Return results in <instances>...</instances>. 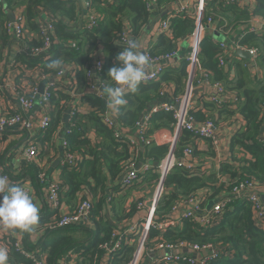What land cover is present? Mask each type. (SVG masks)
<instances>
[{
    "label": "trees",
    "instance_id": "16d2710c",
    "mask_svg": "<svg viewBox=\"0 0 264 264\" xmlns=\"http://www.w3.org/2000/svg\"><path fill=\"white\" fill-rule=\"evenodd\" d=\"M80 1L4 0L0 2V51L7 46L9 40L7 32L9 20L6 11L21 9V14L26 21V30L36 32L37 36V40L30 39L28 44L37 46L40 45L39 37H41L38 34L37 10L43 9L49 13L51 19L52 29L49 35L57 42L52 45L51 55L42 57L44 59L46 57V60L26 58L23 55H18L15 59L27 68L41 69L42 74L46 75L56 71L48 67L55 59H60L62 64L74 63L78 66L75 82L77 90L79 86L86 87L85 72L92 63L89 55L97 46H101L105 54L100 80L105 86H112L108 71L113 66H117L116 57L127 46L121 41L124 28H128L131 39L136 41L143 30L147 29L159 15L165 13L166 5L174 0H156L154 6L157 13L147 7V0H115L113 4L106 0H85L90 9L101 14L100 19H96L93 29L68 25L67 21L77 20L79 17ZM254 1L255 6L249 11L246 7L240 9L235 2L227 5L222 0H212L203 10L201 21L203 25H206L207 18L211 16L213 20L220 22L219 27H222L225 25L223 18L228 20L232 17L233 20L235 19V24L240 21L244 23L251 16L264 18V0ZM194 29L195 20L188 15L182 14L175 17L170 26V36L158 35L156 45L148 53L152 56H162L175 51L177 42L192 34ZM72 42L75 43L76 48L68 45ZM238 44L245 49H256V67L259 69V74L262 72L263 77L257 78L252 75L251 79L249 70L243 65V62L244 64L247 62L243 57L239 58L240 62H235L233 66L234 53L230 57L227 55L225 61L227 66L222 68L218 63V57L223 54V49L220 43L213 41L211 36L205 34L197 55L200 67L211 73V82L221 85L228 96L236 97V103L217 106L201 97L203 108L200 110L192 108L188 111L197 122L210 120L216 125L233 123V117L236 115L242 117L244 124L234 133L229 144V155L236 166L221 163L217 171L208 172L207 170L204 173L189 172L184 167H172L163 180V193L154 210L155 221L166 220L178 203L196 195L203 194L199 206L210 207L219 199L221 193L231 191L235 184L232 182L235 179L236 182L245 181L264 185V145L259 141V135L264 126V35L244 34ZM186 65L187 62L181 60L177 68L167 67L157 81L141 83L137 92L124 94L128 103L120 108L117 121L132 131L149 103L163 99L171 101L183 96L187 81ZM231 67L236 72L234 80L229 79ZM20 78L22 80L23 77H19V82ZM67 99L68 96L63 93H53L50 99L51 122L46 133L39 137L41 145L46 143L48 146L53 134L58 131V126L61 123L64 124L62 122L65 114L63 104ZM80 99L91 108V111L87 113L77 111L72 120L79 125L72 128L69 134L60 133L68 142V151L77 154L79 162L70 167L60 168L59 183L60 191L64 192L65 198L77 199L76 205L69 211L75 209L84 200L91 201V226L48 229L46 225L49 223V216L45 213L46 206L42 201L39 206L40 220L37 227L45 228L44 234L30 248L33 249L37 245L41 251L45 252V264H57L61 259L70 258V253L74 255L75 264H129L135 252L134 243L122 245L118 252L106 257L104 262L102 260L105 251L99 248L100 245L111 241L116 225L132 219L137 211L139 201H134L129 209L124 211L116 206L118 185L115 184V187L107 185L108 180H111L110 183L119 181L122 167L129 158L128 148L116 142L113 132L108 130L101 121L100 115L106 109L107 103L88 93L83 94ZM173 125L174 120L171 114L158 113L153 117L151 127L146 131L145 136L149 138L151 132L158 129H170L173 132ZM89 134H93L94 138H90ZM201 141H204L206 149L203 153L198 151ZM1 142L3 141L0 140ZM187 146L192 148V159L202 155L211 158L213 149L210 142L199 140L186 131L179 133L173 155L181 157ZM168 152V145L151 144L139 151V163L149 160L159 164L166 158ZM157 171L154 169L152 172L145 173L138 183L128 189V194L131 195V192L137 190V187L143 183H150L151 186L153 182L157 184L160 178ZM35 172L36 167L30 164L23 169L22 176L28 174L31 176L38 195L41 186L38 184ZM223 176H228L229 180L223 181ZM210 201L212 204L205 206ZM59 202L61 204V192ZM130 238L135 240L136 235ZM159 242L174 245L180 243L199 246L220 245L232 257H222L208 264H264V230L256 228L251 205L245 197L232 199L226 205L220 223L214 227L201 228L190 219H182L176 228L168 229L162 235L150 229L143 242L145 253L141 260H149L147 251L153 250ZM24 245L27 246V244ZM9 253L11 254L9 260L14 258L19 264H30L14 250H10Z\"/></svg>",
    "mask_w": 264,
    "mask_h": 264
},
{
    "label": "built area",
    "instance_id": "2783aa9c",
    "mask_svg": "<svg viewBox=\"0 0 264 264\" xmlns=\"http://www.w3.org/2000/svg\"><path fill=\"white\" fill-rule=\"evenodd\" d=\"M3 1L4 0H0V2ZM106 1L110 4L115 2V0ZM155 1L156 0H147V7L151 8L155 4ZM176 1L177 0H175L174 3H176ZM210 1L212 0H195L193 7H191V5H185L184 7H180V11L175 15H168L169 13L165 12L164 15H159V17L154 20L155 24L153 27L157 35L164 34L168 37L171 33L170 26L172 20L175 17L186 14L195 20V29L193 33L187 37L190 38V40L186 46L185 55L181 59L187 62V84L185 93L180 98L171 101L167 99L156 100L149 103L145 112L134 125L132 131L122 126L117 121L118 114L114 113L108 106L110 102L102 91L106 86L104 82L100 80L102 61L95 58L85 72V78L87 80L85 91L107 103L106 109L100 115L101 121L108 130L113 132L114 140L126 145L128 148L129 158L122 167L119 181H116L118 189L128 190L131 186L138 183L145 173L152 172L154 169H157V173L160 175L158 182L159 187L152 196L144 219L138 221L136 224L128 225V227L125 228L116 227L112 234L111 241L99 246L101 250L105 251L103 262L106 261V257L118 252L122 245L136 244L137 241L130 238V236L136 235L139 242L135 245V252L129 264H139L142 255L145 253L143 242L150 229H154L162 235L168 229L176 228L182 219H190L201 228L214 227L220 223L226 205L232 199L241 197H245L251 205L256 228L264 230V190L261 189L263 186L245 181L236 182L237 180L232 182V184H235L232 186L230 192L221 193L219 199L208 208L199 206L203 194L196 195L187 201L178 203L172 209L171 215L166 220L160 222L154 220V210L163 193V180L172 167H184L188 169L189 172L196 171L198 173H204L208 170L207 165L197 168L191 162L193 156L190 146L185 148L181 157H173V150L179 133L182 131L189 132L199 140L209 141L215 153L220 151V125H216L210 120L197 122L188 113V111L193 108L190 102L194 91L192 87H195L204 100L214 105L221 106L224 104L236 103V98L228 96V93L221 85L210 81L211 73L203 70L199 64L197 56L199 45L204 37L206 27L214 21L211 16L207 18L206 25H203L201 21L203 10ZM222 1L227 5L230 2H235L239 6L241 5V0ZM80 3L81 13L77 18V25H80L79 28L93 29L96 25V19H100V16L95 13L93 9L88 7V3L85 0H81ZM190 9L194 10L192 11ZM44 11L43 9L37 10L38 34L41 36L39 37L40 45L37 46L28 44L30 38L24 26L25 21L21 14V9H17L14 12V20L7 24V32L9 40L12 41L17 48L18 55H23L26 58H39L41 60H46V57L50 55L53 47L52 45L57 42L49 35L52 29L50 24L51 19L50 17L47 18L43 16ZM247 33L260 35L261 31L259 28L250 26ZM243 35L244 34L237 37L232 49L224 43H220L223 54L218 57V63L222 68L227 66L225 62L227 60V55L230 57L231 54L237 50L247 52L249 59L244 64L246 68H256V49H245L238 44V41ZM129 40H132L130 32L128 28L125 27L121 35V41L127 45ZM68 45L71 48H76L74 42ZM144 54L147 55L151 67L147 69V76L142 84L157 81L167 67H172L171 65H173L174 61L177 62L181 58V56H179L178 47L175 51L162 56H152L146 52ZM43 56H46L45 59L42 58ZM8 61V66L12 67L19 74L26 76L28 81L29 77L32 81H35L36 75H40V77L46 81V84L44 85L42 93H39L38 87L35 84L27 83L22 76L23 79L17 84V87H12L10 89L4 83V76L0 77V140L3 141L0 143V176L7 177L10 183L24 187L34 201V198H37V194L34 184L32 183L33 180L27 179V176H22L23 169L33 164L36 167L35 177L38 180V184L41 186L39 193H41L42 201L46 206L45 213L49 216V223L46 227L48 229L67 226L89 228L91 226V201L89 199L84 200L79 203L75 209L61 213L59 210L60 183L56 180L53 181L49 176L50 169L53 166H58L59 168L64 166L70 167L79 162L77 154H72L68 151L67 140L60 135V133L69 134L72 128L79 125L76 121L72 120L78 109L65 102L63 104V112L68 116L66 123H61L58 126V131L53 134L48 146H46V143L41 145L39 142V137H42L50 126V112L52 110L50 99L55 92H64L63 94L67 95L73 92L76 82V67L73 66V64H62L61 69L46 75L42 74L41 69L27 68L22 63L16 62L14 58H10ZM206 89H210L211 91L206 92ZM129 92L128 89L124 90V94ZM176 104H178L177 108L175 106ZM30 112H34V114L29 116L28 113ZM161 112L171 114L174 120V139L170 144L168 155L159 164L152 163V161L149 160H144L142 163H139V151L152 144L150 138H146L145 136L146 131L150 129L153 117ZM9 131L16 132L20 137V144L15 149H7L2 146L4 143L3 137ZM219 154V157H221L222 154ZM143 207V202L137 203L138 210H142ZM44 230L45 228L40 229L35 225L31 232L37 235L39 239L44 234ZM5 243L6 249L14 250L15 253L21 255L25 260L29 261L30 264H45V252L41 251L37 245H35L33 249H29L20 238H15L13 241L6 240ZM147 252L151 258L150 264H178L183 262L187 264H208L222 257L232 258L230 257L231 255L224 250L223 246L209 244L199 246L196 244L189 245L180 243L174 245L159 242L155 245L153 250H148ZM69 257L70 258L59 260L57 264H75L74 255L70 253Z\"/></svg>",
    "mask_w": 264,
    "mask_h": 264
},
{
    "label": "crops",
    "instance_id": "0c3cea01",
    "mask_svg": "<svg viewBox=\"0 0 264 264\" xmlns=\"http://www.w3.org/2000/svg\"><path fill=\"white\" fill-rule=\"evenodd\" d=\"M175 1V0H174ZM174 1L168 3L166 5L167 10L165 12H168V15H175L180 11V7H184L185 5H191V7H193V4L195 3V0H177L176 3H174ZM255 6V1L254 0H241V5L238 6L240 9H243L244 7H246L247 10L251 11ZM17 9H15L14 11L8 10L12 13V15L14 14V12ZM151 10L154 13L156 12V8L153 5L151 7ZM192 10V9H190ZM194 10V9H193ZM192 10V11H193ZM7 13V11H6ZM7 15V14H6ZM98 15L101 17V14L98 13ZM164 15V14H163ZM14 16V15H13ZM44 17L49 18L50 15L48 12L44 11ZM162 16V15H161ZM223 20L225 21V25L222 27H219V23L218 21H213V23H211L210 25H208L205 29V34L208 36H211L213 41L217 42V43H224L226 46H228L229 48L232 49V46L234 45L235 40L237 39V37H239V35L242 34H248V29L250 26H254L256 28H259L261 31L260 36L264 35V18H262L261 16H251L249 19L246 20V22H238V23H234L235 19L233 20L232 17H229V19H225L223 18ZM25 21V19H24ZM67 21V20H65ZM10 22V21H9ZM69 22V26L71 27H76L79 28L80 25H77V20H71V21H67ZM229 22L231 24H229ZM24 26L26 29V21L24 22ZM28 37L30 39L37 40V36H36V32H33L31 30L27 31ZM204 34V35H205ZM157 33L155 31L154 27H148L147 29L143 30V32L136 38V42L140 45L139 47V51H141L142 53L146 52L148 53V51H150L151 49L154 48V46L156 45L157 42ZM188 37V36H187ZM185 38L182 39L181 41L177 42V47L179 50V56H181V58L176 62L174 61L172 68H177L178 67V63L179 61L182 59V57L185 55V49L186 46L190 40V38ZM103 49L101 46H97L92 53L89 55L90 58V62H93L95 58L101 60L103 62L104 60V54L103 53ZM233 66L235 64V62H240V59H242V57L238 56L236 54V51L233 52ZM51 55V54H50ZM18 54H17V48L14 46V44L12 43V41L8 40V44L7 46H5L2 51H0V77L4 76V83L7 85V87H9L10 89L12 87H17V84L19 83V77L23 76L25 81L29 84H35L39 91L40 89L43 91L44 89V85L46 84V81L43 80L40 75H36V80L32 81V79L29 77V81L27 79L26 76H24L23 74H19L16 70H14L12 67L8 66V59L10 58H14V60L16 62L17 61L15 58H17ZM244 61H248L247 59H244ZM250 61V60H249ZM72 64V63H69ZM172 64V63H171ZM244 65V62H243ZM73 66H75L76 68H78V66L76 64L73 63ZM232 66V67H233ZM230 68V73H229V79L234 80L236 77V72L233 70V68ZM244 67V66H243ZM248 74L250 75V78L252 79L253 76L255 75L257 78L259 77H263L262 76V72L259 74V69L258 67L254 68V69H250L247 68ZM252 73V74H251ZM258 73V74H257ZM21 80V78H20ZM253 81V80H252ZM254 83V82H253ZM187 84V81H186ZM107 87V86H106ZM192 89H194L192 97H191V105L193 106V108L200 110L203 108V101L202 100V96L200 95V93H198V91L195 89V87H192ZM206 92H210V89H206ZM64 93V92H61ZM87 92L85 91L84 86H79V88L76 87L74 88L73 92L70 93L69 95L65 94L68 96V99L66 100V102L70 105L75 106L78 111H80L81 113H87L89 111H91V108L84 102L81 101L80 97L83 94H86ZM233 97V96H232ZM236 98V97H235ZM204 100V99H203ZM34 112H30L28 113L29 116L33 115ZM67 114H64L63 117V123H66V119H67ZM228 124V125H227ZM227 124H220V129H219V152L215 153L214 150L212 151V155L211 158L209 157H205L204 155L202 156H196L197 159H192L191 162L197 167H201L204 165H207L208 167V172L210 171H217L220 164L221 163H230L232 164L234 167L236 166V163L234 161L231 160V157L229 155L230 150H229V144H230V139L231 137L234 135V133L242 127V125L244 124L243 119L241 116L236 115L235 117H233V123H227ZM90 138H94L93 134H89ZM150 140L151 143L153 145L156 146H163V145H168L170 147V144L172 143L173 139H174V133L172 132V130L170 129H158L156 131H152L151 135H150ZM4 143H3V147H6L7 149H15L18 147V145L20 144V137L19 135L14 132V131H9L7 132L6 135H4L3 137ZM259 141L263 143L264 145V126L262 128V131L259 135ZM198 151L203 153L206 151L205 149V144L204 141L200 143V148H198ZM222 154L221 157L220 154ZM173 157H175L173 155ZM178 158V157H175ZM142 163V162H140ZM156 164V163H155ZM104 172H106V170H104ZM59 175H60V168L58 166H53L50 169L49 172V176L52 178V180H56L59 182ZM27 179L31 180V176L26 175ZM223 181H228L229 177L228 176H223L222 177ZM236 180V179H235ZM234 180V181H235ZM111 180L107 181V185L108 186H112L115 187L116 182H111ZM33 183V182H32ZM156 184L153 182L152 186L150 185V183H143L141 186L139 185L137 187V190H134L131 192V195L128 194V190H118V193L115 197V202H116V206L120 207L121 210H126L129 209L130 205L135 201H139V199H142L144 207L142 210H138L136 211V213L134 214V217L132 219H127L121 223H119L118 225H116V227H121V228H125L128 227V225H132V224H136L138 221H142L144 219V217L147 214V208L150 205L151 202V198H150V193L153 190L154 186ZM159 185L157 183L156 187H155V191L156 189H158ZM261 189L264 190V185L263 187H261ZM61 192V204H60V212L64 213L67 210L72 209L76 203H77V199H68L64 197V192ZM59 192V193H60ZM115 195V193L113 194ZM42 202V196L41 193H39L37 195V198H34V203L39 207L40 204ZM212 201L206 203L205 206H210L212 203ZM112 214H110L111 216ZM15 238H20L21 241L24 244H27V248L31 249V247H33V245L36 243L37 241V235H34V233L30 232H13L9 229H7L6 227H4L3 225H0V249L6 250L7 251V255H8V260H7V264H19L14 258H12L11 260H9L11 254L9 253V249L5 247L6 240L9 241H13L15 240ZM149 260H141L139 262H141L142 264H150V257H148Z\"/></svg>",
    "mask_w": 264,
    "mask_h": 264
},
{
    "label": "clouds",
    "instance_id": "9594fccd",
    "mask_svg": "<svg viewBox=\"0 0 264 264\" xmlns=\"http://www.w3.org/2000/svg\"><path fill=\"white\" fill-rule=\"evenodd\" d=\"M140 45L135 40H129L123 51L116 57L117 66L108 71L112 86L102 89L108 101V106L114 113L128 103L124 90L135 93L147 76L151 67L146 54L139 51ZM48 67L59 70L62 68L60 59L53 60ZM40 209L24 187L10 183L7 177L0 176V225L13 232H30L40 220ZM7 251L0 249V264H7Z\"/></svg>",
    "mask_w": 264,
    "mask_h": 264
},
{
    "label": "water",
    "instance_id": "95a60500",
    "mask_svg": "<svg viewBox=\"0 0 264 264\" xmlns=\"http://www.w3.org/2000/svg\"><path fill=\"white\" fill-rule=\"evenodd\" d=\"M7 18H8V20L10 21V22H13V20H14V16L12 15V13L10 12V11H7ZM154 24H155V21H153L152 23H151V25H150V27H153L154 26ZM236 54L238 55V56H240V57H243L244 59H249V56H248V54H247V52H245V51H239V50H237L236 51ZM39 93H42V90L40 89V91H39ZM176 106V108L178 107V104H176L175 105ZM205 254V253H204Z\"/></svg>",
    "mask_w": 264,
    "mask_h": 264
},
{
    "label": "rangeland",
    "instance_id": "374dc122",
    "mask_svg": "<svg viewBox=\"0 0 264 264\" xmlns=\"http://www.w3.org/2000/svg\"><path fill=\"white\" fill-rule=\"evenodd\" d=\"M158 183V182H157ZM157 185V184H156ZM156 185L154 186V188H153V190L151 191V193H150V198L152 199V196H153V194H154V192H155V187H156ZM143 200L142 199H139V202H142ZM137 202V201H136ZM135 241H137L136 242V244H138V242H139V240H138V238L136 237L135 238ZM135 244V245H136Z\"/></svg>",
    "mask_w": 264,
    "mask_h": 264
}]
</instances>
